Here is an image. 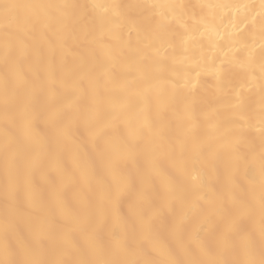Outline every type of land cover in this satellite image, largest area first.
<instances>
[{
  "label": "snow or ice",
  "instance_id": "snow-or-ice-1",
  "mask_svg": "<svg viewBox=\"0 0 264 264\" xmlns=\"http://www.w3.org/2000/svg\"><path fill=\"white\" fill-rule=\"evenodd\" d=\"M83 7L0 3V264H264V46L258 126L237 92L205 127L193 80L183 94L153 73L158 34L122 62L109 51L99 73L58 66L42 42L78 30L94 41ZM93 7L120 16L119 4ZM137 7L167 10L157 29L171 37L188 5ZM257 15L264 45V0ZM238 66L250 71L251 54ZM203 70L194 60V77ZM210 71L223 95L227 69ZM177 104L178 130L161 117Z\"/></svg>",
  "mask_w": 264,
  "mask_h": 264
},
{
  "label": "bare ground",
  "instance_id": "bare-ground-1",
  "mask_svg": "<svg viewBox=\"0 0 264 264\" xmlns=\"http://www.w3.org/2000/svg\"><path fill=\"white\" fill-rule=\"evenodd\" d=\"M3 2L20 3H55L83 5L76 9L80 28H92L95 40H85L84 32L77 31L73 39L61 43L52 31L48 33V40L42 42L45 50L49 44L56 51L57 65L61 60L65 69L74 75H84L88 72L99 73L108 64L107 53L112 51L122 62L131 52L130 44L135 48L137 42L145 35H159L162 59L152 65L153 73L162 84L177 85L180 92L187 94L184 87L189 80L196 84V97L201 101L198 105L203 114L202 125L207 126L208 120L223 119L229 114L226 105L234 94L239 92L250 116V122L258 126V115L262 104L260 84V60L262 41L260 36V0H0ZM182 3L188 5L183 10L181 24L172 22L175 36H168L159 32L157 24L161 20V12L165 9H143L138 5ZM119 4L120 16L117 18L111 8L105 11L102 7L93 5ZM203 5H226L227 7H201ZM170 19V16H169ZM255 22V27L253 26ZM187 32L194 39L187 40L189 51L185 54L181 47V34ZM119 39L112 38V34ZM32 41H29L31 44ZM121 49L123 54L121 55ZM227 53V56L224 55ZM251 54V69H241L239 62H248ZM185 55L189 59H185ZM199 61L203 71L194 77L192 73L193 61ZM221 60H230L231 64L221 65ZM215 64L224 72V94L216 92V81L211 74L210 67ZM119 75V68L114 69ZM255 77V79H253ZM194 78V79H193ZM182 105H175L161 113L165 123L172 122L179 129L178 116ZM155 116V108L152 112ZM207 116V120L203 117ZM250 135L258 136L252 130ZM258 142V141H257ZM2 175V169H0Z\"/></svg>",
  "mask_w": 264,
  "mask_h": 264
}]
</instances>
